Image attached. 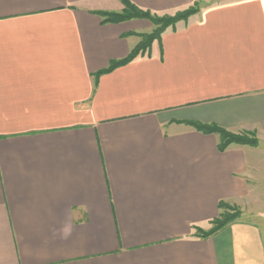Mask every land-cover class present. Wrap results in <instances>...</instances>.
Instances as JSON below:
<instances>
[{
  "label": "crops",
  "instance_id": "obj_1",
  "mask_svg": "<svg viewBox=\"0 0 264 264\" xmlns=\"http://www.w3.org/2000/svg\"><path fill=\"white\" fill-rule=\"evenodd\" d=\"M122 10L0 0V264H264V0L201 6L101 74L151 29L99 16ZM221 202L241 218L200 238Z\"/></svg>",
  "mask_w": 264,
  "mask_h": 264
},
{
  "label": "trees",
  "instance_id": "obj_2",
  "mask_svg": "<svg viewBox=\"0 0 264 264\" xmlns=\"http://www.w3.org/2000/svg\"><path fill=\"white\" fill-rule=\"evenodd\" d=\"M123 5V10L120 13H100L99 16L103 18V23H123L132 20H145L152 24L153 30L149 34L137 35L140 37V43L129 52L128 56L118 62L110 63L108 69L101 74L109 73L112 70L124 66L135 58L139 56L148 55L151 44L154 41H159L163 32L168 28H174L175 24L180 21H186L191 15L196 14L197 10L187 9L182 13L176 14L174 17H163L158 18L149 11H145L137 8L127 0H120ZM193 128L197 131L206 134V135H217L219 137V143L217 145V150L220 153H223L230 145H239V146H249L257 147L258 141L256 138L248 133L242 134H231L226 130L216 126V125H202V124H191ZM218 209L220 211L219 216L213 220L211 224V229L208 231L198 230V235L200 238H208L220 230L224 229L228 225L234 223L238 217L237 215L230 216L225 213L227 210H233L238 212L236 207L230 206L226 203H219Z\"/></svg>",
  "mask_w": 264,
  "mask_h": 264
},
{
  "label": "rangeland",
  "instance_id": "obj_3",
  "mask_svg": "<svg viewBox=\"0 0 264 264\" xmlns=\"http://www.w3.org/2000/svg\"><path fill=\"white\" fill-rule=\"evenodd\" d=\"M220 1H223V0H198V2H196L194 5H192L191 7H189V8H187V9H191V10H197V12H199V10H200V8H201V6L203 7V6H207L208 4H211V3H215V2H220ZM187 9H185V10H187ZM185 10H181V11H177V12H174V13H171V14H155V13H152L153 15H155L156 17H158V18H163V17H174L176 14H178V13H182V12H184ZM194 15V14H193ZM192 16V15H191ZM190 16V17H191ZM187 21V20H186ZM148 24H150L151 25V29H150V31L149 32H147V33H144V34H149V33H151V31L154 29L153 28V26H152V24L150 23V22H148V21H146ZM181 22V21H180ZM176 25V24H175ZM141 35H143V34H141ZM237 209V208H236ZM237 211L238 212H235V211H233V210H227V211H225V213L227 212V214H229L230 216H233V215H237L238 213H239V210L237 209ZM239 215V217H238V219L236 220V221H238L240 218H241V213H239L238 214ZM235 221V222H236Z\"/></svg>",
  "mask_w": 264,
  "mask_h": 264
}]
</instances>
